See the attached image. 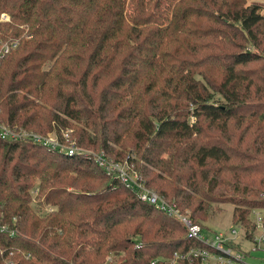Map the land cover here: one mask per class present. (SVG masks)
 <instances>
[{"label": "trees", "instance_id": "trees-1", "mask_svg": "<svg viewBox=\"0 0 264 264\" xmlns=\"http://www.w3.org/2000/svg\"><path fill=\"white\" fill-rule=\"evenodd\" d=\"M253 1L0 0V48L16 43L0 56V120L60 140L70 130L197 224L210 204L232 205L251 237L264 211ZM0 226L15 231H0V264H172L204 248L88 156L29 140L0 139Z\"/></svg>", "mask_w": 264, "mask_h": 264}, {"label": "built area", "instance_id": "built-area-1", "mask_svg": "<svg viewBox=\"0 0 264 264\" xmlns=\"http://www.w3.org/2000/svg\"><path fill=\"white\" fill-rule=\"evenodd\" d=\"M14 48H16V43L3 44L0 48V56H4V54ZM70 133V130L65 131L60 140L53 132L42 135L25 128L8 126L0 120V139L6 141L29 140L49 150L58 151L68 156L75 154L88 156L107 176L120 181L125 188L136 194L142 202L178 220L185 227L188 236L201 243L204 248L191 249L185 253H176L172 259V264H179L180 262L184 264H245L244 260L247 254L241 250L244 242L252 243L254 252L264 246L263 210L252 211L254 230L250 232L252 234L251 237H248L245 231H242L243 236H241L237 227L232 228L229 232L206 233L201 226L193 221L188 211L182 212L174 203L166 201L147 188L140 176L132 169V166L129 167L126 164L112 161L106 156L104 151H92L75 146L74 142H70ZM31 195L32 198L36 196L33 193ZM0 231L9 234L11 237L15 235V231L9 230L6 226H0ZM156 262L153 261L151 264Z\"/></svg>", "mask_w": 264, "mask_h": 264}, {"label": "rangeland", "instance_id": "rangeland-1", "mask_svg": "<svg viewBox=\"0 0 264 264\" xmlns=\"http://www.w3.org/2000/svg\"><path fill=\"white\" fill-rule=\"evenodd\" d=\"M250 4H255L264 9V1H253ZM7 19L6 15L1 16V20L5 21ZM93 151V150H92ZM35 196L36 191L32 192ZM34 211L36 214H44L46 210L40 209L39 207L35 206ZM188 211V210H187ZM233 211L234 207L232 205L226 204H210L208 209V217L206 220L202 222H198L197 225H202L210 229V232L213 234H218L222 232H229L232 228H236L235 223L233 222ZM189 212V211H188ZM190 214V212H189ZM251 221L253 222L252 215ZM240 230V235L243 236L244 230L240 227H237ZM243 231V232H242ZM208 233L207 231H204ZM253 244L250 242H244L242 244V252L247 254L244 262L245 264H264V246L261 247L258 251H253ZM240 255H242L240 253Z\"/></svg>", "mask_w": 264, "mask_h": 264}]
</instances>
